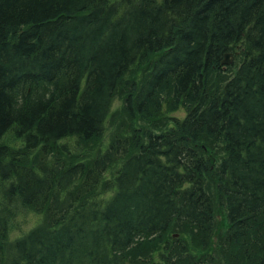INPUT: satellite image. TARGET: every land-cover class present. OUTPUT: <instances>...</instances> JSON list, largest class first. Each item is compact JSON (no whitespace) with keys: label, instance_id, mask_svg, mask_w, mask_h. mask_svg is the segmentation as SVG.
Returning <instances> with one entry per match:
<instances>
[{"label":"trees","instance_id":"16d2710c","mask_svg":"<svg viewBox=\"0 0 264 264\" xmlns=\"http://www.w3.org/2000/svg\"><path fill=\"white\" fill-rule=\"evenodd\" d=\"M0 264H264V0H0Z\"/></svg>","mask_w":264,"mask_h":264},{"label":"rangeland","instance_id":"374dc122","mask_svg":"<svg viewBox=\"0 0 264 264\" xmlns=\"http://www.w3.org/2000/svg\"><path fill=\"white\" fill-rule=\"evenodd\" d=\"M231 59V58H230ZM122 96L121 93L118 92L116 98L112 103V116L108 120L106 125V131L103 139L94 146L93 150L90 154H93L95 151H99L102 149L107 142L110 141L112 135L119 129V125H122V120L120 118L121 114V104H122ZM172 116H182L183 112L178 111ZM120 118V119H119ZM126 125L130 123V121L125 120ZM139 124V123H138ZM142 123L140 122V125ZM170 125V123L168 124ZM169 127V126H167ZM162 128V127H161ZM165 128V127H164ZM162 128L161 130H164ZM2 141L7 142L9 144H17L18 141L14 138L13 133L8 131V133L2 138ZM72 143V141H70ZM87 156L86 150L83 152ZM9 211H11V218L9 221V240H14L15 238L26 234L34 225L40 222L41 214L35 213L26 206L22 205L20 202H12L9 204ZM215 228L216 232L222 234V230H225V211L218 207L216 210V219H215ZM175 236L177 234H174ZM13 250H9L6 255L11 256Z\"/></svg>","mask_w":264,"mask_h":264},{"label":"water","instance_id":"95a60500","mask_svg":"<svg viewBox=\"0 0 264 264\" xmlns=\"http://www.w3.org/2000/svg\"><path fill=\"white\" fill-rule=\"evenodd\" d=\"M230 55H231V53H225L224 54V58H223V60L221 62L223 64H229V63H231V60L229 59Z\"/></svg>","mask_w":264,"mask_h":264},{"label":"bare ground","instance_id":"6f19581e","mask_svg":"<svg viewBox=\"0 0 264 264\" xmlns=\"http://www.w3.org/2000/svg\"><path fill=\"white\" fill-rule=\"evenodd\" d=\"M10 218H11V216H10Z\"/></svg>","mask_w":264,"mask_h":264}]
</instances>
